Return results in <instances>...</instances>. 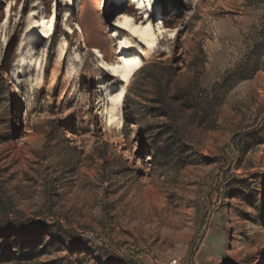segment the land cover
<instances>
[{"label": "rangeland", "instance_id": "obj_1", "mask_svg": "<svg viewBox=\"0 0 264 264\" xmlns=\"http://www.w3.org/2000/svg\"><path fill=\"white\" fill-rule=\"evenodd\" d=\"M123 1L0 0V264H264L263 0Z\"/></svg>", "mask_w": 264, "mask_h": 264}, {"label": "bare ground", "instance_id": "obj_2", "mask_svg": "<svg viewBox=\"0 0 264 264\" xmlns=\"http://www.w3.org/2000/svg\"><path fill=\"white\" fill-rule=\"evenodd\" d=\"M122 6H124L123 0H116ZM152 0H135L136 7L139 11H141L144 14L145 21L144 23H150L151 17L149 16V13L154 10V7L150 5ZM67 4H70L68 1ZM104 9V6L102 7ZM8 14V13H7ZM130 14L129 10H125L124 13L121 14V16L126 17ZM54 17L55 12L52 11V15L47 20L45 27L46 30L43 34L37 35L39 38H45L47 37L54 29ZM142 21V20H141ZM124 25L120 28L122 30H125L131 34V36L139 43L141 47V53L139 55H128L126 53L133 51V44H124L121 45L120 49V60L117 63H108L106 60L102 61L103 69L107 71V73L115 78V80L110 81V89L114 91H117V94L113 98H119V103H114L113 98H111V108L108 109V114L112 115L113 112L117 109L124 108L125 105V99L127 96L128 88L133 82V80L136 78V76L144 69V61L142 57L145 56L144 47H148V51H151V49L154 46L155 42V36L150 34L149 27L146 29H141L139 34H135L136 27L135 25H129V24H121ZM66 43L62 45L59 51V60L62 61V59L65 56L66 53ZM123 46V48H122ZM141 54V56H140ZM117 69L116 72L112 71V69ZM126 77V78H125ZM113 119V116L110 118V121Z\"/></svg>", "mask_w": 264, "mask_h": 264}, {"label": "trees", "instance_id": "obj_3", "mask_svg": "<svg viewBox=\"0 0 264 264\" xmlns=\"http://www.w3.org/2000/svg\"><path fill=\"white\" fill-rule=\"evenodd\" d=\"M263 3H264V0H263ZM260 49H263V51H264V43L263 44H256V47H255L256 52ZM258 63H259V61H257V63L254 65V72H258L260 70ZM243 79H247V78H243Z\"/></svg>", "mask_w": 264, "mask_h": 264}, {"label": "snow or ice", "instance_id": "obj_4", "mask_svg": "<svg viewBox=\"0 0 264 264\" xmlns=\"http://www.w3.org/2000/svg\"><path fill=\"white\" fill-rule=\"evenodd\" d=\"M121 26L123 27L124 25H121ZM139 33H140V30H139V29H136V30H135V34H139ZM112 71L116 72L117 69L113 68ZM125 78H126V77H125ZM113 102H114V103H119V98H113Z\"/></svg>", "mask_w": 264, "mask_h": 264}]
</instances>
